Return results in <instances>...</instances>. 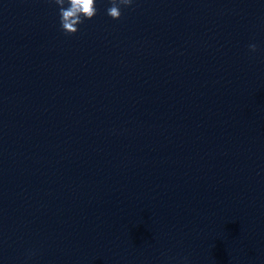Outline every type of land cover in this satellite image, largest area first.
<instances>
[{
  "label": "water",
  "instance_id": "obj_1",
  "mask_svg": "<svg viewBox=\"0 0 264 264\" xmlns=\"http://www.w3.org/2000/svg\"><path fill=\"white\" fill-rule=\"evenodd\" d=\"M105 2L66 33L55 0H0V264H63Z\"/></svg>",
  "mask_w": 264,
  "mask_h": 264
},
{
  "label": "clouds",
  "instance_id": "obj_2",
  "mask_svg": "<svg viewBox=\"0 0 264 264\" xmlns=\"http://www.w3.org/2000/svg\"><path fill=\"white\" fill-rule=\"evenodd\" d=\"M60 6V23L66 33L78 31V24L83 23L84 19H91L97 14L96 0H55ZM133 0H111V6L107 9V14L113 19L121 16V5L130 6ZM65 4L68 6L65 7ZM249 48L256 50V45L251 44Z\"/></svg>",
  "mask_w": 264,
  "mask_h": 264
}]
</instances>
